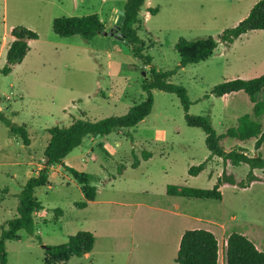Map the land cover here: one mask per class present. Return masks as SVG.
I'll use <instances>...</instances> for the list:
<instances>
[{
    "label": "rangeland",
    "instance_id": "rangeland-1",
    "mask_svg": "<svg viewBox=\"0 0 264 264\" xmlns=\"http://www.w3.org/2000/svg\"><path fill=\"white\" fill-rule=\"evenodd\" d=\"M125 2L0 0V68L13 40L12 27L22 25L38 34L29 41L23 61L6 75L0 72V234L17 212L22 184L44 163L46 129L79 117L96 120L125 114L145 98L141 83L150 66L165 71L178 65L174 45L180 37L193 40L210 35L219 40L224 29L240 21L250 0H145L137 33L145 43L143 52L151 56L150 65L133 57L126 42L114 36L99 33L85 40L79 35L60 37L52 30L55 17L96 14L109 31ZM263 73L264 30H257L242 34L229 46L219 43L206 60L176 69L170 81L186 89L191 102L188 113L208 116L222 134L244 114L261 121L264 130V111L255 117L243 91L216 97L211 88L225 80ZM152 95L151 112L136 126L86 137L63 159L65 166L85 174L97 187L95 199L85 208L75 206L84 195L73 176L61 165L50 170L49 184L34 191L43 207L35 214L34 232L21 231L19 240L5 242L6 264H45L43 245L63 244L69 235L83 230L94 235L92 250L60 264H176L180 231L204 228L195 218L224 217L229 232L251 227L253 241L264 250L263 182L245 189L222 185L221 200L166 194L167 185L212 188L222 163L207 149L204 132L186 124L175 94L154 89ZM7 123L24 124L29 143L11 135ZM221 142L226 150L239 146L264 156V142L256 150L254 138L239 141L225 136ZM143 151L152 156L131 167L134 156L141 158ZM205 160L197 175L188 173ZM235 171L244 178L248 168ZM176 206L181 216L174 214ZM225 250V239L220 238L219 264H225Z\"/></svg>",
    "mask_w": 264,
    "mask_h": 264
},
{
    "label": "trees",
    "instance_id": "trees-1",
    "mask_svg": "<svg viewBox=\"0 0 264 264\" xmlns=\"http://www.w3.org/2000/svg\"><path fill=\"white\" fill-rule=\"evenodd\" d=\"M144 2L145 0H126L122 9L124 20L120 32L123 34V41L126 42L133 57L141 60L145 65H150L151 56L143 52L145 43L137 33L140 30L139 15ZM150 12L153 13L154 10L150 9ZM105 29L104 22L96 14L61 16L52 20V30L60 37L79 35L88 40L102 33ZM251 30H264V0H258L251 7L247 16L235 26L224 29L219 36V40L210 35L193 40L180 37L174 45L180 59L178 65L175 69L165 71L156 70L153 66H150L148 77L144 78L141 83L142 91L146 94L145 98L140 103L131 106L125 114L107 116L96 120L79 117L68 125H56L46 129L48 140L43 153V167L22 184L18 193L17 212L2 226L0 264L7 263L6 241L19 240L21 231L30 235L33 234L35 214L43 208L35 197L34 191L38 187L49 184L51 166L60 164L81 185L84 200L75 203L77 208H85L88 202L95 199L97 187L89 183V179L85 174L76 171L72 167L65 166L62 162L63 159L76 147L80 146L86 137H103L115 131L136 126L152 110L154 102L152 91L154 89L172 93L178 97L184 111L186 124L190 127L200 128L204 132L207 149L211 155L221 158L222 163L221 174L212 188L167 185V195L221 200L220 186L222 185L245 189L252 183H264V156L258 152L256 155L249 154L239 146L226 150L221 142L225 136L239 141L254 138V148L258 150L264 142L263 123L258 119L251 118L248 114H244L238 117L235 127L229 128L225 133L218 134L208 116L188 113L191 102L186 89L182 85L170 81V77L176 69L206 60L213 54L219 43L229 46L240 35ZM10 34L13 40L6 50L5 63L0 68V72L4 75L10 73L16 64L23 61L29 50V41L38 38L35 31L22 25L12 27ZM237 91H243L254 102L253 114L255 117H259L264 111V104L261 101H256L255 96L260 91H264V73L250 79L234 78L222 81L211 88L210 94L221 97ZM207 96L205 95V97ZM7 126L11 135L20 136L24 143H29L28 131L24 124L19 126L7 123ZM151 156L152 153L149 151H143L141 158L135 155L131 167H137L141 160H147ZM207 160L196 166H191L188 173L197 175L203 170ZM241 166L248 168L244 178H238L235 171L236 168ZM55 211L58 214L62 213L61 209ZM94 241L95 238L91 231H77L69 235L67 241L63 244L46 246L43 261L45 264L65 263L74 256L79 257L89 253L94 246ZM218 251V241L210 230L203 228L187 229L181 235L174 261L176 264H218ZM225 264H264V252L258 250L245 235L232 232L226 240Z\"/></svg>",
    "mask_w": 264,
    "mask_h": 264
},
{
    "label": "crops",
    "instance_id": "crops-1",
    "mask_svg": "<svg viewBox=\"0 0 264 264\" xmlns=\"http://www.w3.org/2000/svg\"><path fill=\"white\" fill-rule=\"evenodd\" d=\"M258 0H250V2H249V4H248V6L246 7V9H245V11H244V13L239 17V19L238 20H242L243 18H245L246 16H247V14H248V12L250 11V9H251V7L257 2ZM239 22V21H238ZM106 28V27H105ZM251 31H257V30H251ZM251 31H248L247 33H249V32H251ZM247 33H244V34H247ZM241 36V35H240ZM239 36V37H240ZM253 78V77H252ZM233 93V92H232ZM264 95V91H260L259 93H257V95L255 96V99H256V101H261V102H263V104H264V100H263V98H261L262 96ZM224 96V95H223ZM251 101V100H250ZM252 102V101H251ZM254 104V102H252V105ZM261 115H263V113L261 114ZM260 115V116H261ZM259 116V117H260ZM58 165H60V164H58ZM58 165H56V166H58ZM43 167V163H41V164H38L37 165V167L33 170V174H36L37 173V171L39 170V169H41ZM53 167H55V165L54 166H51L50 167V170H52L53 169ZM259 183V182H258ZM253 184V183H252ZM251 184V185H252ZM250 185V186H251ZM249 186V187H250ZM249 187H247V188H249ZM221 188V187H220ZM176 208L178 209V210H175V211H173L174 212V214L175 215H177V214H180L181 212L179 211V207H177L176 206ZM172 211V210H171ZM170 211V212H171ZM173 212H171V213H173ZM180 216H181V214H180ZM233 219H234V217H232ZM195 221L196 222H202L203 224H204V228L203 229H207V230H210L214 235H215V237H216V239H217V241H218V246H219V240H220V238H224L225 239V245H226V240H227V237L229 236V234H231L232 232H229V230H230V226H228V224H227V220L224 218V217H221V218H206V219H200V218H195ZM197 228H199V227H197ZM237 228V232L238 233H241V234H243V235H245L249 240H251L253 243H254V245H255V247L258 249V250H260V251H263L264 252V250L263 249H261V248H259L258 247V245L253 241V239H252V237H251V234L252 233H255L254 232V229H252L251 227H246V226H244V227H236ZM192 229H194V228H192ZM187 230V229H186ZM185 230H181L180 231V233L177 235V242H176V249H178V247H179V241H180V238H181V235H182V233L184 232ZM218 253H219V251H218ZM176 256V255H175ZM219 258H220V253H219V257H218V260H219ZM218 264H219V261H218Z\"/></svg>",
    "mask_w": 264,
    "mask_h": 264
},
{
    "label": "water",
    "instance_id": "water-1",
    "mask_svg": "<svg viewBox=\"0 0 264 264\" xmlns=\"http://www.w3.org/2000/svg\"><path fill=\"white\" fill-rule=\"evenodd\" d=\"M123 20H124V11L123 10H119L118 13H117L116 21L113 24L112 29H110L109 31L104 30L102 32V34L109 35V36H114V37H116L118 39L123 40L124 36L120 32V28H121V26L123 24ZM45 247H46V245H43V248H45Z\"/></svg>",
    "mask_w": 264,
    "mask_h": 264
}]
</instances>
